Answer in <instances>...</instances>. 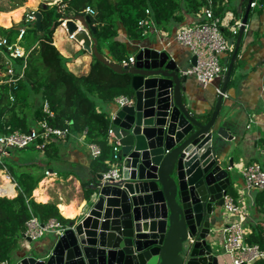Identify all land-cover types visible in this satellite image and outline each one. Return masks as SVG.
I'll use <instances>...</instances> for the list:
<instances>
[{"label":"water","instance_id":"95a60500","mask_svg":"<svg viewBox=\"0 0 264 264\" xmlns=\"http://www.w3.org/2000/svg\"><path fill=\"white\" fill-rule=\"evenodd\" d=\"M252 1L211 115L185 101L187 75L166 50L143 46L123 66L99 51L90 15L65 18L85 51L132 75L130 102L116 104L111 116L121 144V178L104 182L98 175L80 215L47 251L26 250L0 264H225L218 227L227 218L224 197L234 165L228 154L237 141L222 106ZM41 21L37 11L39 30Z\"/></svg>","mask_w":264,"mask_h":264},{"label":"trees","instance_id":"16d2710c","mask_svg":"<svg viewBox=\"0 0 264 264\" xmlns=\"http://www.w3.org/2000/svg\"><path fill=\"white\" fill-rule=\"evenodd\" d=\"M217 1L212 0V6L215 14L221 16L225 9L218 7ZM253 1L257 6L251 13H261L264 0ZM23 2L0 0V11H11L22 6ZM60 3L61 6L40 5L41 30L35 22H27V14L24 16L23 27L26 25L27 29L18 43L27 55L13 57L15 74L9 75L6 67L7 74L0 80V133L27 131L31 122L36 123L38 119L47 120L52 126H71L75 131L88 127V139L102 149L101 155L94 158L93 169L105 172L110 168L107 159L113 154L107 139L112 122L106 111L99 110L98 102L111 103L122 95L131 97L134 93L132 75L116 72L94 55L87 73H74L68 66L70 59L54 45L56 29L65 18L84 15L86 7L91 6L95 10L90 17L96 29L94 36L99 51L103 52V47H107L112 59L121 63L130 55L127 44L118 38L119 22L126 28L130 39L139 40L144 37V27L139 26V21L148 16L147 10L158 27H166L171 20L183 18L180 13L183 8L188 13H196L208 6L210 0H61ZM0 33L11 42H17L20 30L0 26ZM84 53L86 51L81 49L76 55ZM12 77L18 79L11 80ZM45 103L54 112L53 117L44 110ZM8 151L10 155L0 158V171L4 170L10 176L18 194L0 196V263L12 260L32 215H37L42 222L55 218L65 227L73 221L60 213L57 202L42 203L32 197L42 176L23 170L13 161V148ZM229 194L236 199L239 196L233 186H230ZM254 206L264 216V190H256ZM61 210L64 214H72L65 211L66 207L61 206ZM247 226L251 230L248 242L264 249V218L249 221ZM254 264H264V259H258Z\"/></svg>","mask_w":264,"mask_h":264},{"label":"crops","instance_id":"0c3cea01","mask_svg":"<svg viewBox=\"0 0 264 264\" xmlns=\"http://www.w3.org/2000/svg\"><path fill=\"white\" fill-rule=\"evenodd\" d=\"M60 2L61 0H55L49 5L59 4L61 6ZM42 3L43 0H24L23 5L16 9L0 11L4 23V25L0 23V26L5 28L13 26L20 30L23 27L24 16L29 12L38 11ZM248 4L249 0L217 1V6L225 9L220 17L224 20L223 28L231 44V50L223 54L221 58L222 64L227 69L232 61ZM251 11L253 12L252 8ZM251 11L226 89L227 96L222 106V110L229 112V117L235 124L233 134L237 146L228 154V159L231 157L234 162L230 170L231 186L238 190L244 188L242 168L252 162L264 164V9L261 13H251ZM180 13L183 16L181 20H171L166 27H158V33L150 32L139 40L130 39L126 28L119 22L118 38L127 44L130 56H136V52L143 46H155L166 50L170 57L181 65V70H184L192 64L193 55L186 46L178 43L174 36L182 25L200 21L202 9L196 13H188L183 8ZM234 27H238L237 34L232 33ZM53 39L54 45L70 59L68 66L74 73L84 74L90 70L93 54L86 51L84 54L76 55L79 50L83 49L81 43L76 39H71L68 30L62 24L56 29ZM103 53L110 56L105 46ZM9 58L12 60L13 57L9 56ZM10 62L13 64L12 61ZM18 71L22 72L23 68H18ZM226 72L227 70L221 78L216 79L207 87L200 86L193 76H187L186 82L183 83L186 87L185 101L195 110L206 111L211 115L218 100V89L222 90L224 86ZM6 74L7 72L0 68V80ZM98 104L100 105L99 110H104L110 117L112 116L115 101L111 103L99 101ZM34 125L35 123L31 122V127ZM29 151L36 152L28 153ZM5 155H10L8 150L6 154L1 155L0 153V157ZM109 160L107 159V163ZM13 161L17 162L23 170L42 176L32 195L37 202L55 201L60 213L65 218L73 220L82 212L88 192H92L93 186L98 181V175L104 173L93 169L94 158L87 144L80 142L75 135L66 140L55 139L45 149L29 147L19 150L13 148ZM47 171H49L48 174ZM5 186H12L14 191L12 196H6L14 197L18 194L16 184L4 170H1L0 189ZM255 192L254 190L245 194L242 199V204L248 212L247 222H256L264 218L254 206ZM61 206L66 207L65 211L72 212V214H64ZM238 219V213H227L226 221L218 227L219 245L217 247L224 259L228 254L226 250L223 252L225 241L222 227ZM56 237L57 234L51 232L35 241L21 238L19 248L13 253V258L19 257L26 250L30 252L47 251ZM27 241L31 242V245L28 246Z\"/></svg>","mask_w":264,"mask_h":264},{"label":"built area","instance_id":"2783aa9c","mask_svg":"<svg viewBox=\"0 0 264 264\" xmlns=\"http://www.w3.org/2000/svg\"><path fill=\"white\" fill-rule=\"evenodd\" d=\"M255 6H257V2L252 1L251 8ZM85 12L91 15L95 13V10L91 6H87ZM147 14L146 18L139 21V26L144 27V36L150 32H159L150 10H147ZM35 15V11L29 12L27 14V22H35ZM66 23V20H64L62 25L68 30ZM223 26L224 20L215 14L212 0H210V4L202 8L200 21L182 25L175 33V40L186 46L192 55L197 57L196 63H192L189 67L182 70V73L187 76H193L202 87H207L216 79L221 78L227 70L222 64L221 58L223 54L231 50V44ZM26 29V25L20 29L17 42H11L6 35L0 33V51L7 52L10 57H25L27 55L26 51L18 43V40L22 39ZM232 33L237 34L238 27H234ZM69 37L75 39V33H69ZM134 61L135 56L131 55L120 64L130 66ZM7 70L9 75L13 76L15 74V68L10 61L8 62ZM17 79L11 78V80ZM218 91L222 93L221 89H218ZM224 95L227 96L226 93ZM130 100L131 97L122 95L115 98L114 101L118 105H124L129 103ZM44 110L50 117L54 116V112L49 109L47 103L44 105ZM73 135L80 142L87 144L93 158H98L101 155L102 149L100 145L88 139V127H85L82 131H75L71 126H52L47 120L40 119L36 120L35 125L27 131L14 130L9 133H0V153L1 155L6 154L9 148L37 147L45 149L51 141L55 139L66 140ZM107 139L113 154L109 160L110 168L103 173V180L104 182H115L121 178L122 174L120 162L121 144L114 133L112 124L108 130ZM241 172L244 178V188L238 190V198H234L229 192L224 197L223 207L225 212L239 214L238 220L229 222L222 227L225 241L224 247L231 264H254L258 259H264V249L260 245L252 244L247 240L251 230L247 226L248 212L242 204V199L245 194L254 190H264V164L260 162L248 163L242 168ZM46 173L48 174L49 171ZM65 228L55 218L42 222L37 215H32L26 223L23 238L35 241L51 232L61 235Z\"/></svg>","mask_w":264,"mask_h":264},{"label":"rangeland","instance_id":"374dc122","mask_svg":"<svg viewBox=\"0 0 264 264\" xmlns=\"http://www.w3.org/2000/svg\"><path fill=\"white\" fill-rule=\"evenodd\" d=\"M13 60H10L8 53L5 51H0V68L2 70H6V67L8 65V62ZM100 107V105L98 104V108ZM32 152H36V151H32ZM31 151H29L28 153H32ZM238 190V189H237ZM27 245H31V242L27 241ZM224 263L225 264H231V260L230 258L227 256V258L224 259Z\"/></svg>","mask_w":264,"mask_h":264},{"label":"bare ground","instance_id":"6f19581e","mask_svg":"<svg viewBox=\"0 0 264 264\" xmlns=\"http://www.w3.org/2000/svg\"><path fill=\"white\" fill-rule=\"evenodd\" d=\"M0 23L4 25V23L2 22L1 16H0ZM13 193H14V191H13V187L12 186H5L2 189H0V195L12 196Z\"/></svg>","mask_w":264,"mask_h":264}]
</instances>
